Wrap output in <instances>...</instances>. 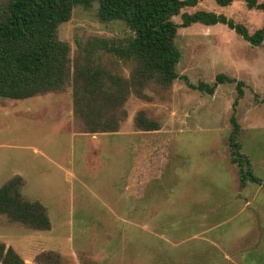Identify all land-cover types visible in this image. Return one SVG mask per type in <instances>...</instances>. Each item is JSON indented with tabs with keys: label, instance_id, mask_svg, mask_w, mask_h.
Listing matches in <instances>:
<instances>
[{
	"label": "rangeland",
	"instance_id": "374dc122",
	"mask_svg": "<svg viewBox=\"0 0 264 264\" xmlns=\"http://www.w3.org/2000/svg\"><path fill=\"white\" fill-rule=\"evenodd\" d=\"M196 9L250 31L264 23V13L239 0L183 11ZM96 13V5L76 7L58 27L71 57L93 37L132 35ZM175 45L179 78L168 89L148 88L150 100L130 96L116 133L83 132L70 87L0 99V186L24 177L22 193L41 202L51 222L43 232L0 218V242L24 264H264V187L242 179L247 164L232 163L228 145L236 83L212 95L187 85H211L218 74L243 83L235 108L240 154L264 182V42L254 47L224 24L195 23L178 28ZM141 110L159 130L134 126Z\"/></svg>",
	"mask_w": 264,
	"mask_h": 264
},
{
	"label": "trees",
	"instance_id": "16d2710c",
	"mask_svg": "<svg viewBox=\"0 0 264 264\" xmlns=\"http://www.w3.org/2000/svg\"><path fill=\"white\" fill-rule=\"evenodd\" d=\"M203 0H6L0 3V99L25 100L71 88L74 118L88 134L116 133L127 117L130 96L150 100L151 86L168 89L179 78L176 66L181 54L175 45L178 28L200 23L224 24L251 46L264 42V23L250 31L223 14L193 9ZM237 0H214L221 7ZM249 10L264 13L263 0H239ZM97 7V18L121 21L132 33L124 39L93 37L79 45L73 57L67 43L58 38V27L68 22L76 7ZM179 16L180 22L173 18ZM128 66L129 76L122 74ZM187 81V79L185 78ZM236 83L237 96L229 119L228 145L231 162L247 170L242 179L264 187L241 156L240 126L235 108L243 96V83L218 74L213 84L187 85L212 95L219 84ZM140 131H157L158 120L141 110L134 116ZM244 159V160H243ZM25 179L13 175L0 186V218L36 231H48L51 222L46 207L22 193ZM147 187V186H146ZM0 264H24L14 248L0 242Z\"/></svg>",
	"mask_w": 264,
	"mask_h": 264
},
{
	"label": "crops",
	"instance_id": "0c3cea01",
	"mask_svg": "<svg viewBox=\"0 0 264 264\" xmlns=\"http://www.w3.org/2000/svg\"><path fill=\"white\" fill-rule=\"evenodd\" d=\"M203 1H204V0H203ZM203 1H201V2H199V3H203ZM234 2H235V1H234ZM234 2H233V3H234ZM199 3H198V4H199ZM197 6H198V5H197ZM23 178H24V177H23ZM25 183H26V180H25ZM43 232H44V231H43Z\"/></svg>",
	"mask_w": 264,
	"mask_h": 264
}]
</instances>
